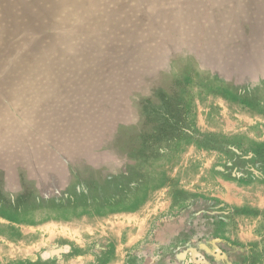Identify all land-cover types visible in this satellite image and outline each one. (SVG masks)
Returning a JSON list of instances; mask_svg holds the SVG:
<instances>
[{"label":"rangeland","instance_id":"1","mask_svg":"<svg viewBox=\"0 0 264 264\" xmlns=\"http://www.w3.org/2000/svg\"><path fill=\"white\" fill-rule=\"evenodd\" d=\"M0 264H264V0H0Z\"/></svg>","mask_w":264,"mask_h":264}]
</instances>
